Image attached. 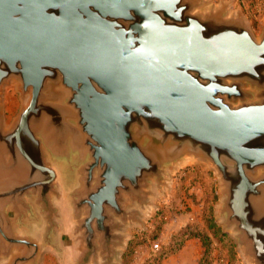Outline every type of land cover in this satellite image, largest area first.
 I'll list each match as a JSON object with an SVG mask.
<instances>
[{"label": "water", "instance_id": "95a60500", "mask_svg": "<svg viewBox=\"0 0 264 264\" xmlns=\"http://www.w3.org/2000/svg\"><path fill=\"white\" fill-rule=\"evenodd\" d=\"M203 2L0 0V264L64 250L61 197L72 264H120L150 183L186 156L213 166L220 225L264 264V25ZM10 81L28 99L6 126Z\"/></svg>", "mask_w": 264, "mask_h": 264}, {"label": "rangeland", "instance_id": "374dc122", "mask_svg": "<svg viewBox=\"0 0 264 264\" xmlns=\"http://www.w3.org/2000/svg\"><path fill=\"white\" fill-rule=\"evenodd\" d=\"M222 6H226L229 15H241L251 32L256 37L260 35L264 25V0H204L199 10L210 11ZM27 99L28 95H20L13 81L4 86L2 104L6 126L10 124L19 109L26 104ZM219 191L220 181L213 166L202 158L186 156L169 165L164 185L157 187L155 181L150 183L148 211L145 212L142 219L144 228L126 226L124 233L128 236L132 235L134 242L131 245L137 242L140 244L146 242L151 246V242L158 241L160 237L162 240L164 234L171 232L168 243L159 247L161 248L159 251H164L167 248L171 254L175 248H169L171 239L181 229L187 228L192 229L193 232L204 233L211 244L212 241H215L216 244L213 247L208 245L209 249L214 248L215 255H222L223 252L228 256L237 254L238 251L232 239V230L223 229L220 225L221 218L216 214L220 198ZM56 203L62 215V219H60L62 230L60 233L59 231L56 233V237L60 236L65 245H63L64 250L60 248L61 251L57 253L58 255L53 250L46 251L45 264H72V260L78 252L74 245L73 221L68 213L69 206L66 198L61 197ZM176 228L178 229L173 231ZM198 239L200 240L199 237ZM128 244L129 242L121 248L125 264H127L128 257L133 254V249L135 250L138 246ZM155 253L158 254V250ZM125 254L127 255L125 256ZM167 255H162L160 260ZM228 256L226 257L229 258ZM235 261L236 259L233 263Z\"/></svg>", "mask_w": 264, "mask_h": 264}, {"label": "crops", "instance_id": "0c3cea01", "mask_svg": "<svg viewBox=\"0 0 264 264\" xmlns=\"http://www.w3.org/2000/svg\"><path fill=\"white\" fill-rule=\"evenodd\" d=\"M178 228H180L178 226ZM176 228L173 231H176ZM133 234V233H132ZM172 233L164 234V238L162 240L161 237L158 238L159 240L156 242H151V246L148 243H133L132 235L129 237V244L131 246H137L135 250L133 249V254L128 257L127 264H199L203 262L204 264H245L240 257V254H232V256H228L224 252L222 255H215L214 248H208L203 245V243L195 236L185 237L182 239L181 243L174 248V252L165 256L162 260L154 263L153 260V253L152 251L154 248H159L160 246H164L165 243H168L169 236ZM140 244V245H139ZM216 243L212 241V244L209 243L210 246H214ZM45 253L42 256L41 264H45ZM127 254H125L126 256ZM218 256V257H217ZM228 256L229 258H227ZM234 259H236L235 263H233ZM120 264H125L124 256H120Z\"/></svg>", "mask_w": 264, "mask_h": 264}, {"label": "trees", "instance_id": "16d2710c", "mask_svg": "<svg viewBox=\"0 0 264 264\" xmlns=\"http://www.w3.org/2000/svg\"><path fill=\"white\" fill-rule=\"evenodd\" d=\"M175 235L176 236H174L173 239H171V241L169 243L170 249L178 246L181 243L183 238L191 237V236H195L197 238L199 237L204 246L208 247V245H209V242H208L209 239L207 238V236L204 233L193 232L192 229H187V228L181 229ZM224 241H226V240L224 239ZM227 241L231 244V242L228 239H227ZM162 253L163 252H160L158 254L155 253L153 255V259H152L153 261L152 262H154V263L158 262L161 259ZM231 256H232V254H231ZM199 264H204V263L200 262Z\"/></svg>", "mask_w": 264, "mask_h": 264}, {"label": "built area", "instance_id": "2783aa9c", "mask_svg": "<svg viewBox=\"0 0 264 264\" xmlns=\"http://www.w3.org/2000/svg\"><path fill=\"white\" fill-rule=\"evenodd\" d=\"M165 246V245H164ZM158 250V253H160V252H163L162 253V255H167V254H169V249H167V248H165L164 249V251H159V250H161V248H154V250L152 251V253H153V255L155 254V252Z\"/></svg>", "mask_w": 264, "mask_h": 264}]
</instances>
